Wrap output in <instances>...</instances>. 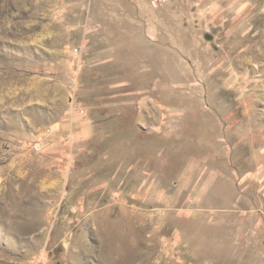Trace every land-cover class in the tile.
I'll list each match as a JSON object with an SVG mask.
<instances>
[{
	"label": "rangeland",
	"instance_id": "374dc122",
	"mask_svg": "<svg viewBox=\"0 0 264 264\" xmlns=\"http://www.w3.org/2000/svg\"><path fill=\"white\" fill-rule=\"evenodd\" d=\"M0 264H264V0H0Z\"/></svg>",
	"mask_w": 264,
	"mask_h": 264
}]
</instances>
